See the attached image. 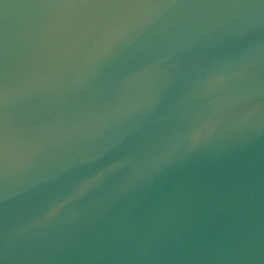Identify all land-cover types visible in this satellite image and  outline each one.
Returning <instances> with one entry per match:
<instances>
[{
  "label": "water",
  "instance_id": "obj_1",
  "mask_svg": "<svg viewBox=\"0 0 264 264\" xmlns=\"http://www.w3.org/2000/svg\"><path fill=\"white\" fill-rule=\"evenodd\" d=\"M0 264H264V0H0Z\"/></svg>",
  "mask_w": 264,
  "mask_h": 264
}]
</instances>
